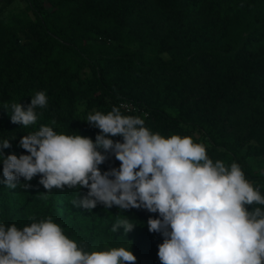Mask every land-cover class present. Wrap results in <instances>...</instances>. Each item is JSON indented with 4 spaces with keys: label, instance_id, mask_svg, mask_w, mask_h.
Instances as JSON below:
<instances>
[{
    "label": "trees",
    "instance_id": "1",
    "mask_svg": "<svg viewBox=\"0 0 264 264\" xmlns=\"http://www.w3.org/2000/svg\"><path fill=\"white\" fill-rule=\"evenodd\" d=\"M15 1L0 0V144L11 142L0 152V224L22 230L51 218L85 252L129 243L136 264H160L164 237L147 224L158 213L77 207L89 189L47 191L40 175L2 183L5 157L30 154L23 136L49 126L95 141L100 129L87 116L113 107L165 138L191 137L214 163L238 164L264 196V0H24L6 21L2 10ZM40 91L48 103L37 121L12 123L11 105L27 108ZM120 164L109 154L99 167ZM118 219L134 229L113 232Z\"/></svg>",
    "mask_w": 264,
    "mask_h": 264
},
{
    "label": "clouds",
    "instance_id": "2",
    "mask_svg": "<svg viewBox=\"0 0 264 264\" xmlns=\"http://www.w3.org/2000/svg\"><path fill=\"white\" fill-rule=\"evenodd\" d=\"M45 92H37L27 108L11 105V121L24 127L34 124L37 108L47 106ZM100 129L95 141L79 134H57L49 126L25 135L20 146L30 154H11L3 160L2 183L15 188L16 181L39 183L47 191L65 186L89 189L77 207L144 208L158 213L147 221L150 232L161 233L160 264H264V196L245 179L240 166L230 168L208 157L203 144L191 137L165 138L151 132L140 117L122 115L113 107L85 120ZM55 123V121H52ZM121 136L123 142L110 137ZM4 140L0 152L10 148ZM109 154L119 168L102 172ZM75 203V202H74ZM118 219L112 231L134 229ZM125 247L83 251L51 218L22 230L0 224V264H136Z\"/></svg>",
    "mask_w": 264,
    "mask_h": 264
},
{
    "label": "rangeland",
    "instance_id": "3",
    "mask_svg": "<svg viewBox=\"0 0 264 264\" xmlns=\"http://www.w3.org/2000/svg\"><path fill=\"white\" fill-rule=\"evenodd\" d=\"M26 7H27V3L24 0H17L13 4L6 6L5 9L2 10V15H3L4 19L6 21H8L13 16L23 13L26 10ZM30 15L33 16L32 13H30ZM8 204L9 203L6 202L5 206H8ZM119 247H125L127 249H130V244L125 243V244H122L116 248H119ZM111 248L112 247H109L107 245H104V246L96 245V246H94L92 252L93 251H106V250H109Z\"/></svg>",
    "mask_w": 264,
    "mask_h": 264
},
{
    "label": "built area",
    "instance_id": "4",
    "mask_svg": "<svg viewBox=\"0 0 264 264\" xmlns=\"http://www.w3.org/2000/svg\"><path fill=\"white\" fill-rule=\"evenodd\" d=\"M124 106H125L126 108H131V107H132L131 104H124Z\"/></svg>",
    "mask_w": 264,
    "mask_h": 264
}]
</instances>
